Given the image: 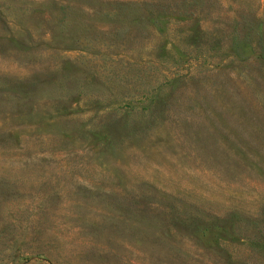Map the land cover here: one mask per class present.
I'll return each mask as SVG.
<instances>
[{"label": "rangeland", "instance_id": "obj_1", "mask_svg": "<svg viewBox=\"0 0 264 264\" xmlns=\"http://www.w3.org/2000/svg\"><path fill=\"white\" fill-rule=\"evenodd\" d=\"M0 264H264V0H0Z\"/></svg>", "mask_w": 264, "mask_h": 264}]
</instances>
